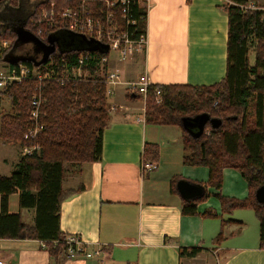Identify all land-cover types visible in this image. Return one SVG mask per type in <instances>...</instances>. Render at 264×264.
<instances>
[{
	"label": "crops",
	"instance_id": "crops-1",
	"mask_svg": "<svg viewBox=\"0 0 264 264\" xmlns=\"http://www.w3.org/2000/svg\"><path fill=\"white\" fill-rule=\"evenodd\" d=\"M229 2H142L147 7L148 46L146 53L134 57L136 79L146 74L154 85L220 81L227 71L225 6ZM250 4L255 3L251 0ZM122 90L124 86H117L114 97ZM133 113L113 110L104 130L102 159L70 167L64 178L65 188H82L62 202L60 227L66 233L80 234L85 251L61 260L60 255L50 254L42 240L0 238V264H264L258 218L257 223H247L235 210L222 215L213 187L207 189L212 193L207 200L198 201L197 214L182 212L184 199L178 190L173 191V181L175 185L180 179L204 183L209 168L184 163L180 127L148 123L143 120L145 114ZM146 143L159 145V159L155 169L142 172ZM9 144L0 143V148L12 146L14 151L11 159L2 156L5 164H11L8 169L0 167V174L6 176L21 156V147ZM223 178L222 194L236 197L231 192L235 183L240 190L235 195H248V183L240 171L227 167ZM10 208L19 210L17 193L11 195ZM207 210L214 214H204ZM22 213L31 223L33 211L23 209ZM221 231L223 238L217 240ZM180 247L202 250L194 257L181 256Z\"/></svg>",
	"mask_w": 264,
	"mask_h": 264
},
{
	"label": "trees",
	"instance_id": "trees-1",
	"mask_svg": "<svg viewBox=\"0 0 264 264\" xmlns=\"http://www.w3.org/2000/svg\"><path fill=\"white\" fill-rule=\"evenodd\" d=\"M52 1L57 8L63 9L74 6L78 0H37L30 10L23 9V13L19 0H10L21 8L11 16H4L6 12H1L0 15L4 16L0 17L1 23L5 25L14 17L13 22L18 23L20 17L28 14L27 26L37 32L33 20L38 11ZM230 1L225 6L229 22L225 76L208 85L149 86L145 117L148 123L180 127L183 131L184 163L209 168L208 180L199 182L206 187L205 195L191 202L183 200L182 212L197 214L198 201L206 200L212 194L208 187H213L221 202L222 215L243 207L255 211L260 243L264 247V203L256 197L257 189L264 185V5L244 8L242 5H249L251 0ZM127 8V16L135 20L129 31L138 36L147 30V7L138 0H129ZM5 18L7 21L4 22ZM5 38L14 42L16 33L12 29L0 31V50L3 53L6 49L1 48V42ZM80 52L81 49L59 50L54 56L65 55L76 61ZM25 63L33 66L32 62ZM157 86L162 93L160 102L155 94ZM34 93L44 98L41 107L44 128L38 137L41 150L33 155L21 153L12 173L8 176L0 174V238L42 240L52 256L60 255L63 260L70 258V243L68 233L60 227L61 204L82 188H65L64 178L71 166L102 159L104 130L111 121L107 85L96 80L39 82L26 79L0 90V96H7L10 101V111L1 115L0 137L5 143L19 145L21 150L31 125V98ZM135 94L143 97L140 92ZM203 112L222 119V124L213 128L208 123L205 132L194 137L183 128L182 117ZM143 159L157 162L159 145L146 143ZM227 167L237 169L246 179V197L222 194L223 172ZM174 182L172 189L176 191ZM14 193L18 194V211L10 208V198ZM23 209L33 211L31 223L24 220ZM204 214L214 213L207 210ZM222 238L221 231L217 240ZM201 250L199 247L179 248L181 256L190 257Z\"/></svg>",
	"mask_w": 264,
	"mask_h": 264
},
{
	"label": "built area",
	"instance_id": "built-area-1",
	"mask_svg": "<svg viewBox=\"0 0 264 264\" xmlns=\"http://www.w3.org/2000/svg\"><path fill=\"white\" fill-rule=\"evenodd\" d=\"M140 3L147 0H138ZM230 1V0H229ZM129 0H78L74 6L57 8L55 1L44 6L37 13L33 22L36 26L44 25V29L38 28L35 34L48 41L51 33L70 31L84 34L89 38H95L109 46L108 51H92L83 49L76 61L68 56H54L56 51L50 55L47 62L35 66H29L25 62L14 65L8 63L4 68L0 64V90L13 83H22L26 79L39 82L46 80L79 81L85 78H93L103 75L102 82L107 85V94L114 95L115 88L119 85L132 87L134 91L140 92L146 99L150 82L147 75H143L135 81H130L124 72L109 69L112 61L127 62L139 54L146 53L148 46L147 30L138 36H133L129 26L135 20L127 16V4ZM231 2V1H230ZM146 6V5H145ZM244 8L255 7V4L242 5ZM12 40L4 39L1 42L2 49H8ZM111 52H115V59L111 60ZM91 68V70H90ZM135 92V93H136ZM158 102L161 101V90L159 86L155 89ZM44 98L41 94L34 93L31 98L30 127L24 138L26 143L22 147L23 155H33L41 150L38 137L43 131L44 125L41 121ZM146 117L143 118L145 121ZM157 166L156 162L145 161L141 163L142 172L151 171ZM69 257H76L85 251V244L78 233H68Z\"/></svg>",
	"mask_w": 264,
	"mask_h": 264
},
{
	"label": "water",
	"instance_id": "water-1",
	"mask_svg": "<svg viewBox=\"0 0 264 264\" xmlns=\"http://www.w3.org/2000/svg\"><path fill=\"white\" fill-rule=\"evenodd\" d=\"M14 32L16 33L14 45L18 43H33L36 47L41 49L43 54L40 59L32 57H15L10 59H4L6 62L12 64H16L20 61H23L32 62L35 66H39L47 62L50 55L56 52L57 50L56 43L58 41V35L60 34H68L78 37L76 41L67 43L64 48L60 49V51L71 49H88L99 50L101 52H104L108 51L109 49V46L107 44L102 43L95 38H89L84 34H77L70 31H60L51 33L48 37L47 42H44V40L39 38L32 29L26 27L25 23L15 29ZM208 123L211 125V127L217 128L222 124V119L218 117H212L207 112L199 113L194 116L182 117L183 128L194 137L201 136L205 132L206 125ZM176 187L182 198L189 202L202 198L206 193V187L202 183L189 179L178 180ZM256 197L259 202L264 203V185L257 189Z\"/></svg>",
	"mask_w": 264,
	"mask_h": 264
},
{
	"label": "rangeland",
	"instance_id": "rangeland-1",
	"mask_svg": "<svg viewBox=\"0 0 264 264\" xmlns=\"http://www.w3.org/2000/svg\"><path fill=\"white\" fill-rule=\"evenodd\" d=\"M3 1H4V3L0 4V14H1V12L2 13L6 12V14H4V16H8L7 14H9L11 16L12 15L11 14V10L12 9H16L15 7H18L19 4H17L16 2L10 3V0H7V3L5 2V0H0V2H3ZM20 1L21 0H19V3H20ZM35 1H37V0H23L24 7H26L27 5H30L32 2H35ZM252 2L255 3V4H258V5H264V0H252ZM10 7H13V8H10ZM41 10H42V8L39 11H41ZM23 12H25V11L23 10L21 13H23ZM4 16L2 14L1 17H4ZM27 20H26V22H27ZM5 21H7V18H5L4 22ZM26 22H25V26L30 28L29 26H27ZM5 23H7V22H5ZM38 28L44 29V25L41 24V25H39V27L37 26V29ZM6 29H11V27L9 25H7V24H6V27H5V25H2V23L0 22V31L6 30ZM5 39H8V38H5ZM8 49H6V50H8ZM6 50H4V51H6ZM2 54H3V50H0V64L4 68H6L8 63L6 61H3V59L1 58ZM115 56H116V53L115 52H111L109 57H112L111 60H113V59H115ZM250 60H251L252 63L254 62V54H253L252 51L250 52ZM135 62H136L135 59L129 60L127 62H119L118 60H115V61H112L109 64V69L111 68L113 70H119L120 72H124V74L127 76V78L130 81H135L136 80V76L138 75V69H137V64L138 63L135 64ZM90 70H91V68H90ZM84 79H86V80H83V81H88V80H90V81L91 80L101 81V79H103V75H101V74L100 75H96L95 77L88 78V79L84 77ZM80 81H82V80H80ZM124 87H125V90L124 91L122 90L121 91L122 94H118L117 98L114 97L115 94L111 95V96L107 94V96H108L107 102H108V106H109L110 115H111V112L113 110L117 109V108L121 109V110L129 109L131 111H134L135 113H133V114H136V115L145 114L146 113V99L144 97L140 98V97L132 96L133 93H135L137 90L134 91L132 87H128V86H124ZM113 97L116 98V99L113 100ZM112 100H113V102H112ZM131 101H134V103H132ZM120 103L121 104H125V108H122L123 106L120 105ZM126 105H128V106H126ZM9 106H10L9 98L7 96L0 97V124H1V115L3 113H5V112L10 111V107ZM169 129H174V128H169ZM177 131L180 134V130H177ZM0 143L2 145H10L9 143H5L1 139V137H0ZM14 149H17V147L15 146ZM13 154H14V151L12 149V146H4V148H0V167L1 168L6 169L3 166L7 167V169L9 168V166L11 167V164L10 165L5 164L4 160H2L4 157H2V156H4V155H5V157H9L10 156L9 159H11V157H13ZM14 168H15V166H14ZM12 170H14V169H12ZM237 191L240 192V190L235 188V183H234V186L231 188V192L233 193L234 196H236L238 198H244V196L247 194V193L244 192V193H239L240 195H238V194L235 195V192H237ZM235 212H239V213L243 214L244 218H245L244 219L245 222H247V223L249 222L250 223V222L253 221V222L257 223V216L255 214V211L252 208H250V207L237 208V209H235ZM31 216H32V214L29 215L28 218H31Z\"/></svg>",
	"mask_w": 264,
	"mask_h": 264
},
{
	"label": "flooded vegetation",
	"instance_id": "flooded-vegetation-1",
	"mask_svg": "<svg viewBox=\"0 0 264 264\" xmlns=\"http://www.w3.org/2000/svg\"><path fill=\"white\" fill-rule=\"evenodd\" d=\"M32 3H35V2H32ZM32 3L30 5H27L26 7H24L23 0H21L20 5L22 8L18 5V7H15L16 9H14L13 11L11 10V14H13L14 11L19 10L20 8H21V11H23V9H25V8L30 10ZM0 17H1V15H0ZM28 17H29L28 14H26L25 17H20L18 19V23L13 22V19L16 17H14V18L9 17L10 21L7 22L6 24L9 25L11 27V29L14 31L18 27H20L22 24H24L26 22V20L28 19ZM6 24H5V27H6ZM77 39H78V37L73 36V35H68V34L58 35V41L56 43V45H57L56 51H59L61 48H64L67 43L74 42ZM42 54L43 53H42L41 49L36 47L33 43H18L16 45H14V42H13L11 47L2 54V59H3V61H5L4 60L5 58L10 59V58H15V57H27V58L32 57V58L40 59L42 57Z\"/></svg>",
	"mask_w": 264,
	"mask_h": 264
},
{
	"label": "bare ground",
	"instance_id": "bare-ground-1",
	"mask_svg": "<svg viewBox=\"0 0 264 264\" xmlns=\"http://www.w3.org/2000/svg\"><path fill=\"white\" fill-rule=\"evenodd\" d=\"M43 25V24H42ZM39 27V26H38ZM41 27V26H40ZM61 53V52H60Z\"/></svg>",
	"mask_w": 264,
	"mask_h": 264
}]
</instances>
